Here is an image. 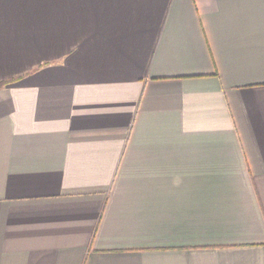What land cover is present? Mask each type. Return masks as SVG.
<instances>
[{
	"label": "crops",
	"instance_id": "crops-1",
	"mask_svg": "<svg viewBox=\"0 0 264 264\" xmlns=\"http://www.w3.org/2000/svg\"><path fill=\"white\" fill-rule=\"evenodd\" d=\"M0 264H264V0H0Z\"/></svg>",
	"mask_w": 264,
	"mask_h": 264
}]
</instances>
